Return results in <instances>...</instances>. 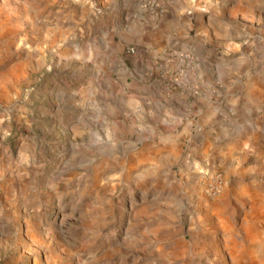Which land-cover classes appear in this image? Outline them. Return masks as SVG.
<instances>
[{
    "label": "rangeland",
    "instance_id": "1",
    "mask_svg": "<svg viewBox=\"0 0 264 264\" xmlns=\"http://www.w3.org/2000/svg\"><path fill=\"white\" fill-rule=\"evenodd\" d=\"M227 3L262 18L232 21L261 40L264 0ZM115 22L99 0H0V264H264V226H243L248 183L200 167L197 136L142 157L163 136L132 126L135 53ZM194 63L181 66L189 90Z\"/></svg>",
    "mask_w": 264,
    "mask_h": 264
},
{
    "label": "crops",
    "instance_id": "2",
    "mask_svg": "<svg viewBox=\"0 0 264 264\" xmlns=\"http://www.w3.org/2000/svg\"><path fill=\"white\" fill-rule=\"evenodd\" d=\"M219 1L99 0V4L116 20L113 29L118 30L119 20L125 21L123 37L135 53L125 79L131 90L132 126L139 133L149 128L163 136L145 144L142 157L157 160L181 136H197L199 161L204 159L200 167L220 162L248 183L238 190L250 201L251 222L243 226H264V196L257 190V181L264 178V33L255 41L260 35L236 29L232 22L239 11L245 19L242 27L262 18L244 5L239 10ZM103 36L106 41L104 30ZM190 55L195 60L192 90L180 84L184 57ZM141 103L155 104L164 114L153 115ZM145 112L147 118L160 120L153 127L138 121Z\"/></svg>",
    "mask_w": 264,
    "mask_h": 264
},
{
    "label": "built area",
    "instance_id": "3",
    "mask_svg": "<svg viewBox=\"0 0 264 264\" xmlns=\"http://www.w3.org/2000/svg\"><path fill=\"white\" fill-rule=\"evenodd\" d=\"M128 53L129 54H133L134 53V50L132 49V48H130V49H128ZM219 183L217 182V185H214L213 187H211V191H216L217 189H218V187H219V185H218Z\"/></svg>",
    "mask_w": 264,
    "mask_h": 264
}]
</instances>
